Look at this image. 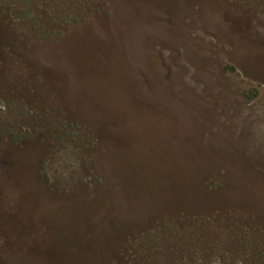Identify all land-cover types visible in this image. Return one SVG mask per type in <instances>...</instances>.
Segmentation results:
<instances>
[{
  "label": "rangeland",
  "instance_id": "1",
  "mask_svg": "<svg viewBox=\"0 0 264 264\" xmlns=\"http://www.w3.org/2000/svg\"><path fill=\"white\" fill-rule=\"evenodd\" d=\"M0 264H264V0H0Z\"/></svg>",
  "mask_w": 264,
  "mask_h": 264
}]
</instances>
